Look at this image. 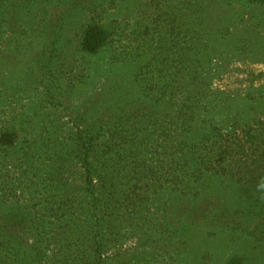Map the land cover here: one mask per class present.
Here are the masks:
<instances>
[{
  "label": "rangeland",
  "instance_id": "1",
  "mask_svg": "<svg viewBox=\"0 0 264 264\" xmlns=\"http://www.w3.org/2000/svg\"><path fill=\"white\" fill-rule=\"evenodd\" d=\"M90 24L108 35L95 54ZM193 72L201 98L174 105ZM260 102L258 0H0V129L16 135L0 146V264H76L94 238L103 264H264L261 179L202 168L218 133L264 129ZM88 141L107 173L92 218Z\"/></svg>",
  "mask_w": 264,
  "mask_h": 264
},
{
  "label": "trees",
  "instance_id": "2",
  "mask_svg": "<svg viewBox=\"0 0 264 264\" xmlns=\"http://www.w3.org/2000/svg\"><path fill=\"white\" fill-rule=\"evenodd\" d=\"M262 3H264V0H258ZM107 33L103 30L102 27L96 25V24H90L88 27H86L82 40H81V50H83L85 53L88 54H95L106 42H107ZM196 75L195 72L188 74L187 78L189 81L185 83L187 86V89L185 91V97L178 103H185L187 101H190L191 99H200L203 92V87L194 81V76ZM188 87L190 89H188ZM220 103L218 105L213 106L218 110L220 107V111H218L219 114L223 109H227L230 107L231 102L220 100ZM194 104V103H193ZM259 106H262V109L264 111L263 103H258ZM192 110L191 106L184 107L179 106V108L175 111L177 117L180 118L183 114L188 113L187 115L193 114V112H190ZM214 110V109H213ZM212 111V110H211ZM185 112V113H183ZM264 113V112H263ZM252 122L249 121L248 124H251ZM257 125L259 124L256 122ZM248 124L243 126H248ZM253 126H257L254 125ZM197 139L205 140L206 135H196V133H193L192 137L190 139L187 138H179L177 139V142L182 143L184 146H188L190 143L189 141H193ZM16 139V135L11 132L9 129H0V146L7 147L13 145L14 141ZM212 142V141H211ZM264 143V129H250L247 128V130H234V132L226 134L218 133V135H215L214 141L212 142V156L213 159L208 162L207 166L205 167V164H203V169H205V172H212L211 175H228L229 174V167H246L249 166L251 169L247 167V170L252 173L255 178L262 179L264 178V150H263V158H259L258 156V145ZM256 152L255 155H252L250 152ZM75 155L77 156L79 162L81 163L83 169H84V184L87 187L86 195L90 199L89 207H90V218L93 217L95 212H98L99 208L98 206V200L95 199V195L93 192L95 189H100V192L98 195L105 197L107 192L105 187V177L107 176V173H104L102 170V166L98 165L102 160L103 156L105 155V152L103 151H96L95 146L93 145L92 141H88L85 144H78ZM194 161V160H193ZM258 162H263L262 166ZM187 164L190 165L191 162L187 161ZM199 165V164H198ZM201 166V164H200ZM95 167V168H94ZM94 170L98 173V175H93ZM210 170V171H209ZM106 172V171H105ZM232 172V171H231ZM202 173V171H200ZM199 173V176H200ZM198 176V177H199ZM197 177V178H198ZM93 181H96V184L93 183ZM99 186V187H98ZM102 205V204H101ZM105 207V204L102 205V207ZM101 207V210H102ZM192 214H203L204 209L201 207L199 202L192 203ZM102 223L104 221L102 220ZM104 229V225L100 224L98 230ZM96 233V232H95ZM102 243L99 241V239L94 238L90 242L89 246V252L84 253L82 256H80L76 260V264H103V261L101 259L102 257ZM239 264V263H234Z\"/></svg>",
  "mask_w": 264,
  "mask_h": 264
},
{
  "label": "clouds",
  "instance_id": "3",
  "mask_svg": "<svg viewBox=\"0 0 264 264\" xmlns=\"http://www.w3.org/2000/svg\"><path fill=\"white\" fill-rule=\"evenodd\" d=\"M257 191L261 192L262 194H264V178L261 179V181H259L257 183Z\"/></svg>",
  "mask_w": 264,
  "mask_h": 264
}]
</instances>
